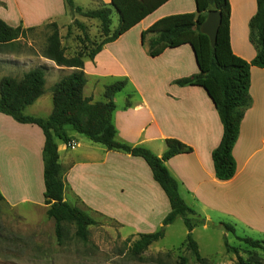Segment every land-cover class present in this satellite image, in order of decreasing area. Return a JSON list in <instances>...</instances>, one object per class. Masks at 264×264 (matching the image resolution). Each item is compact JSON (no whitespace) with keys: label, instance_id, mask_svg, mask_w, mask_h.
Wrapping results in <instances>:
<instances>
[{"label":"crops","instance_id":"0c3cea01","mask_svg":"<svg viewBox=\"0 0 264 264\" xmlns=\"http://www.w3.org/2000/svg\"><path fill=\"white\" fill-rule=\"evenodd\" d=\"M102 1L111 3V0ZM229 2L232 51L251 62L258 52L250 38V22L257 12V0ZM200 9L198 0H170L117 41L106 45L95 58L91 72L88 67L92 65L85 63L88 82L84 96L93 102L106 100H97L98 82L89 83L91 77L113 73L120 80L128 79L133 93L128 95L125 105L116 104L114 113L118 140L146 147L158 157L167 152L169 139L191 147L192 153L175 156L166 166L178 182L183 200L205 221L195 229L210 228L207 221L215 223L217 219L220 227L227 222L235 227L236 233L242 229L264 240V68L251 69V104L233 149L236 175L229 181H219L212 157L224 134L218 111L202 87L175 84L179 79L199 73L192 47L167 49L153 58L142 44V33L156 21ZM66 12L64 0H0V18L14 28L38 29L53 22L59 24L58 15L66 16ZM37 54L16 45L0 46V81L9 76L21 78L36 67L47 68L44 95L24 111L27 116L46 119L54 109L52 87L72 70ZM51 73L54 81L49 85ZM66 130L70 143L57 139L60 164L68 183L65 201L74 206L84 205L112 219L123 238L160 231L172 207L146 161L109 151L70 127ZM45 142L39 126L23 124L0 113V194L3 198L0 200L23 220L21 207L37 211L41 214L40 220L55 224L47 215L49 207L45 202ZM72 143L74 149L69 145ZM171 228L172 224L167 226L165 237Z\"/></svg>","mask_w":264,"mask_h":264},{"label":"trees","instance_id":"16d2710c","mask_svg":"<svg viewBox=\"0 0 264 264\" xmlns=\"http://www.w3.org/2000/svg\"><path fill=\"white\" fill-rule=\"evenodd\" d=\"M169 1L111 0L110 4H106L102 0H97L98 8L84 10L76 4L75 0H64L73 17L80 15L99 21L101 34L99 41H91L86 26L74 18L68 27V34H71L72 26H75L84 34V41L82 40L83 44L79 50L72 56H68L62 43L59 25L53 22L44 27L47 35L42 56L55 62L59 67L72 70L52 87L54 109L49 118H35L24 113L28 106L44 95L47 68L36 67L26 72L21 78L9 76L0 81V113L9 115L23 124H35L44 132L46 138L43 152L45 202L49 207L47 215L55 221L56 235L60 242L66 224H71L76 228L75 236L87 243L90 235L89 227L97 224L93 214L104 217L84 205L74 206L65 201L68 183L66 171L60 164L57 139L70 143L66 130L70 127L109 151L143 158L170 201L172 212L164 220L160 231L137 235L138 238L132 243L130 249L134 257L140 258L152 244L163 239L167 226L181 217L188 231L182 247L192 252L197 261L207 262L200 256L199 246L193 239L195 227L205 221L197 216L196 211L183 200L179 184L166 166V162L171 158L192 153L193 149L178 140L169 139L166 141L167 152L163 157H158L146 147L132 146L118 140V132L114 124L116 111L114 98L126 87L128 79L107 86L105 101L93 102L91 98L84 96V89L88 82L84 70L86 61H94L106 45L117 41ZM198 1L202 9L199 12L171 15L156 21L142 33V44L148 48V53L153 58L160 56L167 49L183 45L192 47L199 73L179 79L175 84L181 87H202L213 101L224 126V134L220 145L213 151L212 157L217 179L229 181L237 172L233 149L240 135L245 112L251 104V69L252 67L264 68V0H257V12L250 22V38L258 50L255 59L251 62L238 57L232 51L230 42L232 10L229 0ZM212 10L222 14V23L214 47L209 37L201 32L207 13ZM114 12L118 16L116 27L113 26ZM35 31V28L11 27L0 18V46H15L21 39H26L29 33ZM0 199H3L1 194ZM195 216H197L196 219H194ZM222 226L227 232L236 235L233 225L222 223ZM238 239L255 250L264 251V240L242 237ZM225 246L227 252L238 254V250L231 247L227 239H225ZM187 262L188 259L183 258L181 264H187ZM257 263L264 264V259Z\"/></svg>","mask_w":264,"mask_h":264},{"label":"rangeland","instance_id":"374dc122","mask_svg":"<svg viewBox=\"0 0 264 264\" xmlns=\"http://www.w3.org/2000/svg\"><path fill=\"white\" fill-rule=\"evenodd\" d=\"M75 2L84 10L96 9L99 6L97 0H75ZM66 11L68 15H58L56 21L59 23L66 53L68 56H72L82 47L84 34L75 26H72L71 34H68V27L72 24L70 20L75 18L82 22L87 28V34L91 41L100 40V22L80 15L73 17L67 7ZM113 21V26L116 27L118 16L115 12ZM46 33L44 27H40L35 32L29 33L26 39H21L16 46L20 49L26 48L28 52L35 55L41 54L46 41ZM29 43L32 46H29ZM86 62L92 65L88 67L91 72L95 65L94 61ZM111 69L109 67L108 70ZM53 75L51 73L48 76L49 85L54 81ZM94 80L98 82V101L105 99L107 86L120 81L113 73L102 75L99 78L91 77L89 83ZM132 93V86L127 84L116 95L117 106L125 105L129 98L128 95L131 96ZM20 213L25 215L24 220L13 215L0 200V264H181L183 258L188 259L187 264H258V261L264 259L263 250H255L238 239V237L247 238L246 236H249L254 240H261L262 238L258 234L248 235L239 229L236 235H233L227 232L224 227H220L217 219H214L215 223L210 221L213 223V227L217 228L210 226V228L204 229L199 226L193 231V239L199 246L200 256L207 260V262H199L192 252L188 251L186 247H182L188 231L181 217L172 224L166 237L153 244L150 250L138 258L134 257L130 251L132 243L138 237L123 238L119 232V226L106 216L101 217L93 214L97 224L89 227V240L84 243L75 236L74 225L66 224L60 242L57 235L54 238L56 232L54 222H47V219L40 220L42 219L40 213L29 211L25 207H21ZM225 239L231 247L238 250V254L226 251Z\"/></svg>","mask_w":264,"mask_h":264},{"label":"water","instance_id":"95a60500","mask_svg":"<svg viewBox=\"0 0 264 264\" xmlns=\"http://www.w3.org/2000/svg\"><path fill=\"white\" fill-rule=\"evenodd\" d=\"M221 23V12L212 10L207 13V18L201 26V32L209 37L212 47H214L217 42L218 32ZM207 225L212 227L214 226L213 223L210 221L207 222Z\"/></svg>","mask_w":264,"mask_h":264},{"label":"built area","instance_id":"2783aa9c","mask_svg":"<svg viewBox=\"0 0 264 264\" xmlns=\"http://www.w3.org/2000/svg\"><path fill=\"white\" fill-rule=\"evenodd\" d=\"M70 145V147L72 148V149H74L75 148V144L74 143H72V144H69Z\"/></svg>","mask_w":264,"mask_h":264}]
</instances>
